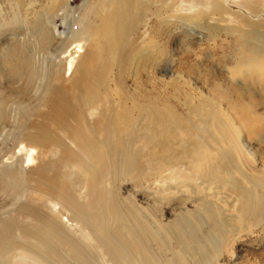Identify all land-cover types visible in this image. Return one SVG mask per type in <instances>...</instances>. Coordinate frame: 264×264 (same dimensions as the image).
Segmentation results:
<instances>
[{
	"label": "bare ground",
	"instance_id": "obj_1",
	"mask_svg": "<svg viewBox=\"0 0 264 264\" xmlns=\"http://www.w3.org/2000/svg\"><path fill=\"white\" fill-rule=\"evenodd\" d=\"M94 1L93 7L100 8L98 24L89 20L72 32L63 49L67 70H52L50 87L42 91L50 95V111L29 102L41 124L24 128L23 119L18 124L23 130L17 153L25 152L23 164H33L36 157L39 162L40 154L54 147L53 164L37 163L29 174L16 166L0 172V194L6 198L0 207V264H221L224 249L234 244L226 245L227 236L238 235L234 223H241V228L264 225V173L247 172V151L240 146L239 133L222 124L195 128L181 122L172 109L153 104L141 106L145 121L131 123L125 111L101 108V90L112 68L126 72L134 63L156 65L154 60L166 56L157 41L155 46L141 45L147 39L138 37L146 12L162 18L168 12L188 16L198 8L194 18L180 23L204 28L210 39L225 37L230 43L234 38L241 47L239 55L223 61L231 65L241 60L238 68L242 63L252 68L242 76L244 91L239 95L254 98L258 85L264 93V76L258 71L264 68V0H176L175 6L174 0ZM49 9H57L56 1ZM44 17L37 15L27 30L41 49L48 50L56 38L54 31L50 35L46 30ZM7 28L4 24L0 30ZM162 31L160 26L156 33ZM89 43L91 50L95 48L91 54ZM21 52L16 44L8 48L0 75L12 84L26 78L30 86L40 72ZM25 90L12 87L7 96L0 93V128L7 123L10 96L25 95ZM35 97L38 102L44 98ZM261 100L258 107L264 106ZM80 101L100 107L90 128L82 126ZM249 104L256 124L257 111ZM53 128L68 129L76 147ZM253 133L264 141V128ZM72 165L76 170L64 176L62 169ZM126 183L136 193L145 189L152 200L142 207L124 197ZM82 190L87 191L80 194ZM171 201L187 206L177 208L174 219L165 222Z\"/></svg>",
	"mask_w": 264,
	"mask_h": 264
},
{
	"label": "rangeland",
	"instance_id": "obj_2",
	"mask_svg": "<svg viewBox=\"0 0 264 264\" xmlns=\"http://www.w3.org/2000/svg\"><path fill=\"white\" fill-rule=\"evenodd\" d=\"M53 1H56L57 9L50 11L49 6L52 0H0V28L4 24L8 27L7 30H0V64L5 69V52L12 44H16L22 48L21 53L32 60V66L40 72L39 77L35 79L36 82L34 81L30 86L26 85V78L23 79L25 82L21 81L24 82L23 84L19 81V85L16 83L17 79L16 81L14 79L15 83L12 84L8 76L0 75L1 94L7 96L8 88L12 87L27 89L25 95L22 93L10 96L11 99L7 104V123L0 128V172L3 169V171H10L16 166L21 168L23 173L29 174L37 163L41 165L53 164L57 154L54 147L44 150L40 154L39 162L36 157L37 162L29 165L23 164L25 152L17 153L23 130V128H19L18 124L22 119L26 123L24 128H29L30 124L36 128L41 124L40 118L31 109L29 102L35 105L38 103L45 113L50 111L48 108L50 95L46 96L42 91L50 87L52 80L50 76H54L52 70L56 68L59 70V66L60 69L67 70L65 60H62L63 49L68 47L65 45L67 40L70 39L74 30L80 29V24L87 23L89 20L98 24L97 16L100 8L93 7L94 0ZM178 4V1H172L173 6ZM191 10V13L188 11V16L186 13L180 16L168 12L162 18H156L151 12L145 13L138 37L146 36L147 39L141 45L145 48L155 46L157 41L160 48H165L166 56L159 61L154 60V63L157 62L156 65L144 66L145 63L142 65L134 63L126 72L112 68L105 89L101 90V95L104 98L101 108L105 107L108 112L125 111L131 123L145 121L147 113L146 111L141 112V106L153 104L160 110L172 109L180 116L181 122L187 121L195 128H218L222 124L225 128L239 133L240 146L245 147L244 149L247 151L245 158L247 165L241 158L247 167V172L251 175H256L260 171L264 173V141L252 135L256 129L264 128V106H257L262 98L264 100L263 90L259 85L254 88L253 92L259 94L254 98L239 95V90L244 91L242 76L251 72L252 68L247 66L248 63L246 65L242 63V68H238L241 60L234 61L231 65L223 60L234 59L235 54L239 55L241 47L234 38L230 43L224 41L225 37L210 39L204 28L180 23L183 18H194L198 8ZM37 15L45 16L43 19L50 35L54 31L53 35L56 40L48 50L41 49L40 42L27 30L28 24L35 21ZM14 17L20 19L18 24L12 22ZM144 20L146 21L144 22ZM198 23L204 24V21L198 20ZM160 26L163 27V31L161 34H157V28ZM62 41L65 46H61ZM90 44L92 43H89L86 48L91 54L95 52V48L91 50ZM217 59L222 61V64ZM244 60L246 58L242 62ZM91 67V71L96 69L95 64H92ZM260 70L258 71L264 76V68ZM42 95L44 98L40 102L34 101V97L40 99ZM81 103L83 102L80 101L79 104ZM249 103H252L257 111L258 122L256 124L252 123L255 116L251 115ZM27 105L29 107L26 110ZM20 106H22L21 111ZM81 107L83 109L82 126L90 128L99 117L100 107L86 104ZM132 126L145 127L139 124ZM53 129L72 148L76 147V144H72L68 138V129ZM86 136H90L87 131ZM24 145L27 146V143ZM36 151L37 154L40 152V150ZM72 170H76V165L62 169L64 176L70 175ZM86 191L82 190L80 194H84ZM134 191L137 190L131 184L122 185V195L132 197L138 204L143 205L142 207L152 200L149 199L145 189L138 190L140 194ZM146 195L149 197L148 199ZM178 197L173 199L178 200ZM5 201V196L0 194V207ZM183 206H187V203ZM183 206L177 205L176 201H171L167 205L169 213L165 214L164 221L171 222L177 208ZM234 226L238 229V235L227 236L228 243L226 245L234 244L232 249H224L221 264H264V225L255 228H243V225L241 228L242 224L236 222Z\"/></svg>",
	"mask_w": 264,
	"mask_h": 264
}]
</instances>
